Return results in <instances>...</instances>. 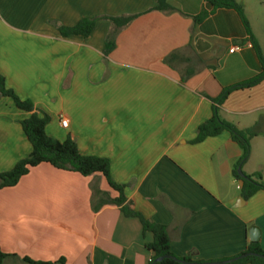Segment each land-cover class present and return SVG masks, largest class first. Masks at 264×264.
<instances>
[{
	"label": "crops",
	"instance_id": "1",
	"mask_svg": "<svg viewBox=\"0 0 264 264\" xmlns=\"http://www.w3.org/2000/svg\"><path fill=\"white\" fill-rule=\"evenodd\" d=\"M237 1L264 55V26L254 22L264 0ZM166 3L172 10H157L158 0H0V72L21 100L51 117L48 135L71 137L82 155L109 160L131 208L169 228L175 256H236L245 251L252 227L260 229L264 250V191L245 200L233 176L242 150L228 132L193 143L212 117V99L256 76L259 59L233 10H216L196 24L194 17L211 11L206 2ZM120 17L133 20L106 55L110 18ZM92 18L100 20L88 37L58 31ZM233 46L242 49L230 53ZM30 115L0 97V173L31 153L21 127ZM219 115L239 130L252 127L264 115V82L233 92ZM242 169L264 181V134L251 141ZM94 182L118 196L100 175L83 177L48 164L0 190V249L43 262L149 264L145 244L153 236L144 237L140 221L115 205L94 211Z\"/></svg>",
	"mask_w": 264,
	"mask_h": 264
},
{
	"label": "trees",
	"instance_id": "2",
	"mask_svg": "<svg viewBox=\"0 0 264 264\" xmlns=\"http://www.w3.org/2000/svg\"><path fill=\"white\" fill-rule=\"evenodd\" d=\"M203 1L211 7V11H202L198 16L194 17L195 23L200 24L216 10H233L239 16L248 36L247 42L252 44L260 63V72L256 76L225 88L218 98L212 99L214 104L212 117L198 127L197 136L193 141L194 144H199L207 138L219 136L224 132H228L231 135L232 141L242 150V157L237 167L233 170V176L236 180L242 182L241 195L245 200H248L257 192L264 191V181L260 173L251 176L243 173L244 177L242 178L238 174V169L242 168L250 157L251 141L264 134V115L252 127L239 130L234 124L220 117L219 106L223 105L233 92L252 89L264 82V55L257 39L253 35L243 4L237 0ZM156 9L164 12L172 10L166 0H158ZM99 20L100 18L82 19L72 27L58 26V31L62 37H88L94 31ZM110 20L114 24V29L106 40L104 49L106 55L114 50L115 37L118 31L127 26L133 20V17L110 18ZM173 58L174 55L169 57V59ZM0 97L10 98L19 110L31 113L28 119L21 122V127L32 147L31 153L26 158L18 161L11 170L0 173V190L17 186L21 179L29 174L31 169L41 164H48L61 171L78 173L83 177L100 175L106 180L109 187L117 192L118 196L111 198L107 193L100 190L98 182H94L91 186L94 211L97 212L106 205H115L119 207L125 217L137 218L142 225L143 236L145 237L147 234L153 236L152 242L145 244L146 250L151 253L149 264H222L225 261L243 256L245 257L230 264H264V250L260 242L252 241H248L247 247L242 253L220 260L194 261L190 257L180 258L175 256L171 251L172 240L169 228L150 221L131 208L125 196V186L117 184L112 179L108 159L82 155L76 142L71 137H67L65 141H59L48 135L46 127L51 122V117L47 114L42 116L37 114L34 103L31 100H21L12 89L7 87L6 79L1 72ZM253 254L258 256H253ZM9 259L19 264H69L63 257L53 262L35 261L29 257L20 258L15 254H7L0 249V264H7Z\"/></svg>",
	"mask_w": 264,
	"mask_h": 264
},
{
	"label": "water",
	"instance_id": "3",
	"mask_svg": "<svg viewBox=\"0 0 264 264\" xmlns=\"http://www.w3.org/2000/svg\"><path fill=\"white\" fill-rule=\"evenodd\" d=\"M238 174L243 178L244 175H243V172L241 170V168L238 169ZM260 235H261V232H260V229L257 228V227H252L249 231V238H250V241L252 242H259L260 241ZM252 256V254H251ZM253 256H258L256 254H253ZM245 256L243 257H239L237 259H233V260H229V261H225L223 262L222 264H230V263H233L241 258H244Z\"/></svg>",
	"mask_w": 264,
	"mask_h": 264
},
{
	"label": "rangeland",
	"instance_id": "4",
	"mask_svg": "<svg viewBox=\"0 0 264 264\" xmlns=\"http://www.w3.org/2000/svg\"><path fill=\"white\" fill-rule=\"evenodd\" d=\"M255 13L256 14H254V22H258L257 24H258V26H259V22L264 26V23H263V21H264V9H261V8H258L256 11H255ZM255 143L253 144V151H254V149H255ZM255 153V152H254ZM251 154V153H250ZM241 170H242V172H244L243 171V169L241 168Z\"/></svg>",
	"mask_w": 264,
	"mask_h": 264
},
{
	"label": "built area",
	"instance_id": "5",
	"mask_svg": "<svg viewBox=\"0 0 264 264\" xmlns=\"http://www.w3.org/2000/svg\"><path fill=\"white\" fill-rule=\"evenodd\" d=\"M248 46L249 47H252V44L251 43H248ZM242 47H239V46H233L231 49H230V53H234L236 51H239L241 50ZM61 124L64 128H68V120L67 119H64V118H61Z\"/></svg>",
	"mask_w": 264,
	"mask_h": 264
}]
</instances>
